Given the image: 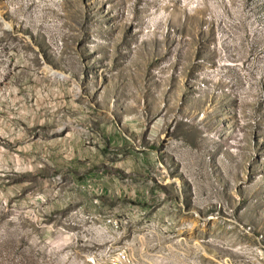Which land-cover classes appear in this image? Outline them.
<instances>
[{
  "label": "rangeland",
  "instance_id": "374dc122",
  "mask_svg": "<svg viewBox=\"0 0 264 264\" xmlns=\"http://www.w3.org/2000/svg\"><path fill=\"white\" fill-rule=\"evenodd\" d=\"M264 264V0H0V264Z\"/></svg>",
  "mask_w": 264,
  "mask_h": 264
},
{
  "label": "built area",
  "instance_id": "2783aa9c",
  "mask_svg": "<svg viewBox=\"0 0 264 264\" xmlns=\"http://www.w3.org/2000/svg\"><path fill=\"white\" fill-rule=\"evenodd\" d=\"M109 264H129L127 254L124 250H117L114 252L113 259Z\"/></svg>",
  "mask_w": 264,
  "mask_h": 264
}]
</instances>
